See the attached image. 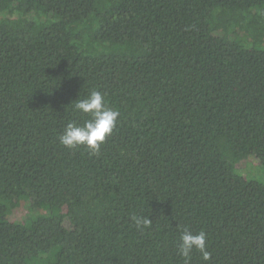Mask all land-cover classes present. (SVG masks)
<instances>
[{
	"label": "trees",
	"instance_id": "trees-1",
	"mask_svg": "<svg viewBox=\"0 0 264 264\" xmlns=\"http://www.w3.org/2000/svg\"><path fill=\"white\" fill-rule=\"evenodd\" d=\"M93 90L119 112L96 155L59 143ZM249 160L264 0H0V264H184V228L211 253L191 264H264Z\"/></svg>",
	"mask_w": 264,
	"mask_h": 264
},
{
	"label": "clouds",
	"instance_id": "clouds-1",
	"mask_svg": "<svg viewBox=\"0 0 264 264\" xmlns=\"http://www.w3.org/2000/svg\"><path fill=\"white\" fill-rule=\"evenodd\" d=\"M73 111L89 117L82 124L75 121L69 122L59 136V143L69 149L75 150L83 147L91 155L99 153L101 145L113 133L119 112L107 107L104 94L93 90L84 99L75 100L72 104ZM137 230H144L152 224V220L145 216L131 217ZM207 236L201 230L194 233L187 228L182 230L178 245V253L184 259V264H191L192 253L199 252L203 261L211 258L207 250Z\"/></svg>",
	"mask_w": 264,
	"mask_h": 264
},
{
	"label": "rangeland",
	"instance_id": "rangeland-1",
	"mask_svg": "<svg viewBox=\"0 0 264 264\" xmlns=\"http://www.w3.org/2000/svg\"><path fill=\"white\" fill-rule=\"evenodd\" d=\"M241 175L249 180L259 181L264 183V169L255 161L249 160L248 163L244 164L240 168ZM27 213V205L22 202L16 209L11 213V217L16 221H21Z\"/></svg>",
	"mask_w": 264,
	"mask_h": 264
}]
</instances>
